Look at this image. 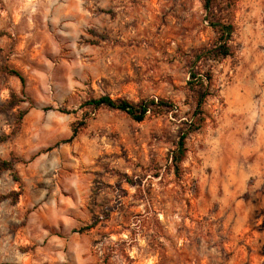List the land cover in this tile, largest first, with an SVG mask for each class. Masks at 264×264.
I'll return each mask as SVG.
<instances>
[{"label":"rangeland","instance_id":"374dc122","mask_svg":"<svg viewBox=\"0 0 264 264\" xmlns=\"http://www.w3.org/2000/svg\"><path fill=\"white\" fill-rule=\"evenodd\" d=\"M214 3L0 0V162L13 165L0 264H236L264 250V146L241 130L264 111V0ZM210 21L234 26L231 56L205 58ZM103 96L175 110L138 123L87 105Z\"/></svg>","mask_w":264,"mask_h":264},{"label":"trees","instance_id":"16d2710c","mask_svg":"<svg viewBox=\"0 0 264 264\" xmlns=\"http://www.w3.org/2000/svg\"><path fill=\"white\" fill-rule=\"evenodd\" d=\"M215 0H205V9L213 15V6ZM215 17V15H214ZM210 25L216 29V31L219 34V39H218V45L207 51L205 58H226L228 56L232 55L231 48L229 46V42L231 41L234 33H235V28L233 25L228 24V23H221L220 21H210ZM9 73L11 75H14L18 78L21 79V81L24 83V78L22 75L15 71V70H10ZM192 77V83L198 78V75L196 72L191 74ZM206 79L210 81L212 79V76L210 73L207 74ZM204 100L205 97H200L198 98L197 101V106H196V116L201 114L202 107L204 105ZM87 105L93 106L95 108H108L111 110H118L121 112L126 113L131 119L138 123L144 122L149 114L152 115H160L161 113L165 111H170L173 112L175 110V106L173 104H170L166 101L163 100H156V99H150V100H144L141 101L138 104H134L129 102L128 100L125 99H119V100H114L110 96H103L100 97L99 99H92L87 102ZM63 112V111H62ZM203 119H200V122H202ZM85 125L82 124V126ZM193 129H191V132L198 131L200 130L201 126H192ZM79 133V129L76 128L73 131V136L72 138H75ZM187 134L183 135L181 137V140L179 142V155L175 157L176 161H181L183 157L185 156L186 153V145H185V140H186ZM8 139V137L5 136H0V143L4 142ZM8 170H13V165L10 162L7 161H2L0 162V175L4 171ZM90 227H86L84 229H81L79 232L83 233L86 230H89Z\"/></svg>","mask_w":264,"mask_h":264},{"label":"crops","instance_id":"0c3cea01","mask_svg":"<svg viewBox=\"0 0 264 264\" xmlns=\"http://www.w3.org/2000/svg\"><path fill=\"white\" fill-rule=\"evenodd\" d=\"M261 66H263L262 71L259 73L258 77H257V81L256 84L261 83V81L264 80V64H260ZM261 67H259L260 69ZM243 87L244 85L242 84V86L240 87L242 91H240L239 93H241L240 95H237L238 99H242L244 100V104H248L249 100L254 98V93L255 90L252 89L250 91L251 95H246L243 92H246V90L243 91ZM258 87V86H257ZM259 89V87H258ZM258 94H261V91H258ZM263 98H264V90H263ZM264 102V101H263ZM264 114V111H262V113H260V117L258 118L257 122H254V118L252 119V123H250V128H242L241 130H249L251 131V136L254 137V141L256 142V144L258 146L263 147L264 146V118L262 117ZM247 134H242V136H246ZM250 135V133H249ZM248 136V135H247ZM261 153V152H260ZM264 155V151L262 152V154L260 156ZM245 230V228L242 229V232ZM261 239V240H260ZM255 243L260 244V242H262L260 245H258L260 248H262L264 246V232L261 234H255V239H254ZM240 256V257H239ZM236 264H264V250H257V249H253V251L249 252V254L241 252L240 254L236 255Z\"/></svg>","mask_w":264,"mask_h":264}]
</instances>
